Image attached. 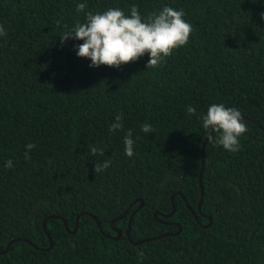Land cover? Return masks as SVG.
<instances>
[{
    "label": "trees",
    "instance_id": "trees-1",
    "mask_svg": "<svg viewBox=\"0 0 264 264\" xmlns=\"http://www.w3.org/2000/svg\"><path fill=\"white\" fill-rule=\"evenodd\" d=\"M133 6L144 19L165 6L182 10L193 29L187 44L156 68H146L148 54L116 68L89 67L74 47L82 40L61 43L87 12L130 15ZM0 24L7 32L0 37V251L16 237L37 246L14 242L0 264H264V0H0ZM221 103L238 109L248 130L236 152L218 143L219 132L206 142L199 213L210 129L198 117ZM117 115L123 128L110 132ZM145 123L155 131L144 133ZM106 160L110 166L95 173ZM173 194L176 210L162 217ZM136 199L143 206L129 240ZM81 212L74 234L62 219L46 220L53 240L46 250L42 221L58 215L72 230Z\"/></svg>",
    "mask_w": 264,
    "mask_h": 264
},
{
    "label": "clouds",
    "instance_id": "clouds-1",
    "mask_svg": "<svg viewBox=\"0 0 264 264\" xmlns=\"http://www.w3.org/2000/svg\"><path fill=\"white\" fill-rule=\"evenodd\" d=\"M86 3H78L76 11L84 12ZM185 13L165 6L158 13L152 12L146 19L142 18L138 6L131 8L130 15L119 8H109L104 12L86 13L85 22H77L73 28L60 36L61 43L73 40H82L83 43L74 45L77 48V56L90 59L89 67L106 65L119 68L139 60L145 54L149 59L146 68L158 67L164 58L172 55L173 50L187 44L192 33V25L184 19ZM59 23V21H57ZM7 35L2 24H0V37ZM196 108L189 105L186 112L196 115ZM202 120L205 130L212 129L219 132L218 143L229 152H236L240 149L239 137L247 132V125L241 112L236 108L225 107L224 104H212L206 114L198 117ZM122 116H116V122L109 129L114 132L122 129ZM144 133L154 132L151 124L142 125ZM132 130L129 129L124 137L125 154L128 157L134 155V140ZM208 139H211L209 137ZM34 144L26 145L25 158L30 159V151ZM91 153L96 155L99 152L104 154V149L92 147ZM111 161L95 163V173H101L107 169ZM6 168L13 167L12 160L4 165ZM140 255H143L141 253Z\"/></svg>",
    "mask_w": 264,
    "mask_h": 264
},
{
    "label": "water",
    "instance_id": "water-1",
    "mask_svg": "<svg viewBox=\"0 0 264 264\" xmlns=\"http://www.w3.org/2000/svg\"><path fill=\"white\" fill-rule=\"evenodd\" d=\"M212 132H213V130L210 129V130H209V133H208L207 137L205 138V140H204V142H203V144H202V147H201V168H200L199 179H198L200 194H199V199H198L197 206H196V208H197V212H199V213L201 212V206H202L203 197H204V190H203V184H202V177H203V170H204V166H203V164H204V151H203V150H204V146H205L206 142L209 140L208 138L212 136ZM173 197H174V194L171 196V211H170L169 213H166V214H161L162 217L169 218V217H171V216L173 215V213L175 212L176 207H175V204H174V201H173ZM181 197L184 199V197H183L182 195H181ZM138 201H139L138 206L136 207V209H134V210L131 212V214H130L129 217H128L127 229H126V231H125V234H126V236H127V238H128L129 240H131V239H130L129 228H130V226H131V222H132L133 216H134V215L136 214V212H137V211L143 206V201H142L141 199H136V200H134L132 204H134V203H136V202H138ZM186 206L189 208V210H190L191 213L193 214L194 218L197 220V214H196V211L193 210L192 207H191L190 205H188L187 203H186ZM127 212H128V209L125 210V212H123L122 215H120V216L114 218V219L112 220V222L115 221V220H117V219H121L122 217H124V216L126 215ZM81 214H86V212H81L80 214H78V215L76 216V221H75V224H74V227H73L72 230L69 228L67 221H66L64 218H62V217H60V216H58V215H50V216L46 217V218L42 221V227H43V230L45 231V233L48 235V238H49V245H48V247L46 248V250L51 249L52 246H53V240H52V238L49 236V234H48V232H47V230H46V227H45L46 220H47L48 218H53V217L60 218V219H62L63 224H64V227H65V229L67 230V232H69V233H71V234H74V233L77 231V228H78V219H79V216H80ZM90 215H91L92 218L95 220V222H96L97 226L99 227L100 231L103 232V231H102V228H101V226H100V223H99V221L97 220V218H96L94 215H92V214H90ZM153 215H154V218L157 219L158 221H160V222H162V223H166L165 220H163V219H161V218H158V216H157V212H154ZM210 223H211V218L208 217V223H207V224H204L203 227H207V226H209ZM177 226H178V229H177V231L174 232V234H179L180 231H181V225H180L179 223H177ZM114 230L116 231V235L113 236V238H114V239H118V238H120V236H121V231H120L119 229H117V228H114ZM166 235H168V234H164V235H161V236H154V237H150V238H144V239H140V240H136V241H131V242H132L134 245H137V244H140V243H143V242H148V241L153 240V239L158 238V237H164V236H166ZM107 236L110 237V235H107ZM21 240H25V241H27V242H29L30 244L33 245V243H32L30 240H27V239H24V238H21V237H18V238L16 237V238H12L11 240H9V242H8V243L6 244V246H5V249L2 250V251H0V253H1V254H5V253H7L8 249H9V247H10V245H11L12 243L17 242V241H21ZM33 246H34L35 248H37L36 245H33Z\"/></svg>",
    "mask_w": 264,
    "mask_h": 264
}]
</instances>
